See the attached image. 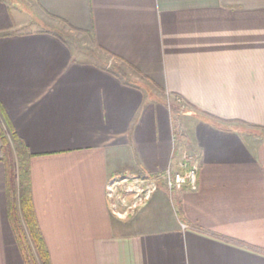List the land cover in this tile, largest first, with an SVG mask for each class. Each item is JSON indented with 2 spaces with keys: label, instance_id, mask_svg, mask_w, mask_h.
<instances>
[{
  "label": "crops",
  "instance_id": "crops-1",
  "mask_svg": "<svg viewBox=\"0 0 264 264\" xmlns=\"http://www.w3.org/2000/svg\"><path fill=\"white\" fill-rule=\"evenodd\" d=\"M0 106L50 264H264V0H0ZM176 144L196 188L117 216L110 181L176 169ZM1 146L0 264H26Z\"/></svg>",
  "mask_w": 264,
  "mask_h": 264
},
{
  "label": "trees",
  "instance_id": "trees-1",
  "mask_svg": "<svg viewBox=\"0 0 264 264\" xmlns=\"http://www.w3.org/2000/svg\"><path fill=\"white\" fill-rule=\"evenodd\" d=\"M0 138L5 167V186L9 221L26 264H50L49 253L39 230L32 203L30 172L27 164L32 154L12 130L0 106ZM6 124L2 129L1 122Z\"/></svg>",
  "mask_w": 264,
  "mask_h": 264
},
{
  "label": "built area",
  "instance_id": "built-area-1",
  "mask_svg": "<svg viewBox=\"0 0 264 264\" xmlns=\"http://www.w3.org/2000/svg\"><path fill=\"white\" fill-rule=\"evenodd\" d=\"M175 146V150L181 153L176 169L169 167L162 172L146 175L124 174L110 181L108 196L121 205L115 210L117 216L127 217L144 207L160 185L169 193L183 188H196L197 157L182 146Z\"/></svg>",
  "mask_w": 264,
  "mask_h": 264
},
{
  "label": "rangeland",
  "instance_id": "rangeland-1",
  "mask_svg": "<svg viewBox=\"0 0 264 264\" xmlns=\"http://www.w3.org/2000/svg\"><path fill=\"white\" fill-rule=\"evenodd\" d=\"M70 37H71V40H70L71 45L74 47L75 52L80 59L88 61V62H96V63L104 61L103 57L105 55L102 54L98 49H96L91 44L87 36L83 34L74 33ZM180 114L181 113H176L175 115L180 117L182 116Z\"/></svg>",
  "mask_w": 264,
  "mask_h": 264
}]
</instances>
